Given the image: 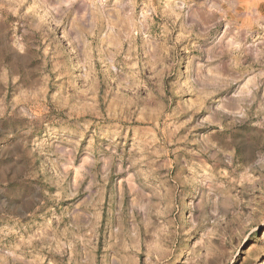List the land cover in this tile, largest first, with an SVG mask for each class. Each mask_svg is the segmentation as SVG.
Instances as JSON below:
<instances>
[{
	"label": "rangeland",
	"instance_id": "374dc122",
	"mask_svg": "<svg viewBox=\"0 0 264 264\" xmlns=\"http://www.w3.org/2000/svg\"><path fill=\"white\" fill-rule=\"evenodd\" d=\"M0 264H264V0H0Z\"/></svg>",
	"mask_w": 264,
	"mask_h": 264
}]
</instances>
